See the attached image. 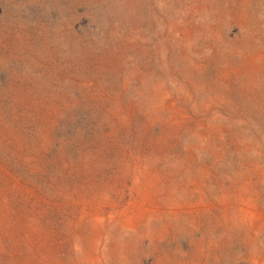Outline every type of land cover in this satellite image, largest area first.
Instances as JSON below:
<instances>
[{"label":"rangeland","instance_id":"374dc122","mask_svg":"<svg viewBox=\"0 0 264 264\" xmlns=\"http://www.w3.org/2000/svg\"><path fill=\"white\" fill-rule=\"evenodd\" d=\"M0 264H264V0H0Z\"/></svg>","mask_w":264,"mask_h":264}]
</instances>
